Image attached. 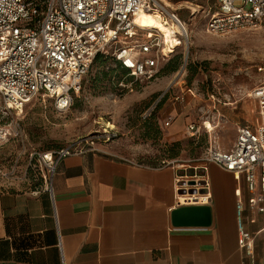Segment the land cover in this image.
<instances>
[{
    "label": "rangeland",
    "instance_id": "1",
    "mask_svg": "<svg viewBox=\"0 0 264 264\" xmlns=\"http://www.w3.org/2000/svg\"><path fill=\"white\" fill-rule=\"evenodd\" d=\"M169 1L188 31L178 34L179 43L157 76L129 79L132 87L124 88L115 64L104 59L93 62L66 112L39 96L22 110L0 113V121L14 123L21 134L0 148V193L27 184L41 169L33 157L35 171L28 170L33 153L73 141L95 138L107 151L144 165H192L212 146L230 148L238 126L259 123L250 93L264 84V22L254 30L211 34L207 0ZM156 16L153 23L162 24ZM165 30L166 39L174 34L168 26ZM189 124L199 132L192 135Z\"/></svg>",
    "mask_w": 264,
    "mask_h": 264
},
{
    "label": "built area",
    "instance_id": "2",
    "mask_svg": "<svg viewBox=\"0 0 264 264\" xmlns=\"http://www.w3.org/2000/svg\"><path fill=\"white\" fill-rule=\"evenodd\" d=\"M207 1L206 31L211 34L254 30L264 22V0H241L240 5L236 0ZM140 10L161 15L167 25L172 19L184 24L175 12L169 16L158 0H0V113L22 110L39 96L51 99L56 111L66 112L98 55L110 56L124 70L121 87L131 88L129 79L144 81L157 76L176 47L161 31L138 26L136 16ZM250 97L258 105V125L238 126L232 148L212 146L199 164L180 165L183 172L175 179L179 206L209 204L207 169L213 163L237 179L243 178L251 210L264 212V84ZM187 130L194 135L200 127L189 124ZM20 136L14 123L0 121V148ZM89 152L108 151L95 138H85L33 153L28 170L35 171L34 157L42 166L38 171L44 188L53 194L52 178L61 161ZM189 181L197 185L192 187ZM198 182H204L201 191ZM237 195L238 243L247 257H253V235L245 226L242 191L238 189Z\"/></svg>",
    "mask_w": 264,
    "mask_h": 264
},
{
    "label": "crops",
    "instance_id": "3",
    "mask_svg": "<svg viewBox=\"0 0 264 264\" xmlns=\"http://www.w3.org/2000/svg\"><path fill=\"white\" fill-rule=\"evenodd\" d=\"M126 159L109 151L68 156L53 194L31 177L1 192L0 264H264V212L251 210L243 178L209 164L211 224L176 226L180 165ZM238 189L253 257L238 243Z\"/></svg>",
    "mask_w": 264,
    "mask_h": 264
},
{
    "label": "bare ground",
    "instance_id": "4",
    "mask_svg": "<svg viewBox=\"0 0 264 264\" xmlns=\"http://www.w3.org/2000/svg\"><path fill=\"white\" fill-rule=\"evenodd\" d=\"M164 3L163 7L167 10L169 16H171V11L169 9H173L174 10V5L169 1V0H162ZM194 9V8H193ZM193 11V10H192ZM194 13V12H193ZM157 16L151 12H146L144 10H140L137 13L136 16V22L138 24V26H140L143 29H157L159 31L162 32V34L166 37V30L165 28L168 26V28L170 30L174 29V34L171 33L170 38H168V40L171 41L172 45L175 47L178 43H176V38H177V34H187L188 28L186 27L185 24L180 25L176 20L172 19L173 22L172 24H165L164 22H162V24L160 23H153L156 20ZM180 19V18H179ZM173 28V29H172ZM207 124V127L210 129L209 124ZM183 197V196H181ZM181 200H183L181 198Z\"/></svg>",
    "mask_w": 264,
    "mask_h": 264
},
{
    "label": "water",
    "instance_id": "5",
    "mask_svg": "<svg viewBox=\"0 0 264 264\" xmlns=\"http://www.w3.org/2000/svg\"><path fill=\"white\" fill-rule=\"evenodd\" d=\"M187 184L192 187L197 185L195 181H189ZM198 185H204V182H198ZM193 190L195 189H192L191 192ZM211 222V207L209 205H184L173 211V223L176 226L194 225L196 223L210 225Z\"/></svg>",
    "mask_w": 264,
    "mask_h": 264
},
{
    "label": "trees",
    "instance_id": "6",
    "mask_svg": "<svg viewBox=\"0 0 264 264\" xmlns=\"http://www.w3.org/2000/svg\"><path fill=\"white\" fill-rule=\"evenodd\" d=\"M104 59H110L112 60V62L115 64L116 66V71H115V74H117L119 76V78L121 79L122 76L125 74L124 70L119 66V64H116L115 61L110 57V56H106V55H98L96 57V59L94 60V62H100L101 60H104ZM176 70V67L175 69ZM38 172V173H37ZM36 173H32L31 174V178L34 179L36 182H39L41 178L40 176V171H37Z\"/></svg>",
    "mask_w": 264,
    "mask_h": 264
}]
</instances>
